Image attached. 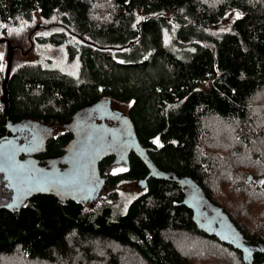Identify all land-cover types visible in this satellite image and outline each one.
<instances>
[{
	"label": "trees",
	"instance_id": "trees-1",
	"mask_svg": "<svg viewBox=\"0 0 264 264\" xmlns=\"http://www.w3.org/2000/svg\"><path fill=\"white\" fill-rule=\"evenodd\" d=\"M232 12L238 16L219 29ZM35 16L45 23L58 18L59 30L38 42L63 47L78 71L74 77L48 63L21 65L10 71L3 103L0 59V142L11 136L7 121L49 127L93 104L130 102L126 115H111L118 127L107 124L106 113L96 115L102 154L108 153L98 168L106 191L126 181L147 187L120 215L108 202L93 211L53 193L0 205V264H121L128 255L142 264L235 262L217 257L211 246L235 256L237 264H264V253L244 254L221 234L199 229L184 203L185 186L170 180L186 178L187 196L197 189L208 206L228 217L243 244L264 247V3L0 0V33ZM208 118L230 128L208 131ZM111 129L118 131L115 142L107 135ZM61 131L43 157L62 153L71 135ZM132 134L142 154L170 179L149 176ZM118 165L124 169L108 172ZM225 194L235 200L227 199L230 210L218 202ZM179 235L190 238V252L177 244ZM112 243L123 253L111 250Z\"/></svg>",
	"mask_w": 264,
	"mask_h": 264
},
{
	"label": "water",
	"instance_id": "water-1",
	"mask_svg": "<svg viewBox=\"0 0 264 264\" xmlns=\"http://www.w3.org/2000/svg\"><path fill=\"white\" fill-rule=\"evenodd\" d=\"M7 46L9 47L10 52L6 65L5 78L1 83L3 90V103H5L6 99V82L9 78L13 59V51L9 42H7ZM106 111L107 110L104 108L103 104L98 103L85 107L73 115V121L70 124V129L75 135L64 149L68 154L75 153L77 157L84 155L85 164L84 167L80 168L79 171L78 169L80 165L77 164L76 167L75 165L73 167L72 163L69 164L68 167L60 169L58 167L56 158L52 159L48 164H46V166L42 167L37 161H35V159L31 157L33 153L31 151L30 140L29 142L20 143L19 134L21 132H24L31 127L32 129H36L35 132H33V135H39L41 129H48V127L41 126L40 124L33 121H25L23 123H12L11 121H7V128L9 129L11 136L0 142V175L3 176L2 180L5 182L7 189L11 191V200L13 201L10 202L9 206H17L18 204L23 203L26 199L30 198L33 193L36 192V194H69L76 191L79 186L92 184L91 182H93L94 179H97L98 177V166L100 162L108 153H105V155L102 154L104 149L102 146V136L99 137L98 141L96 142L92 140L95 132L94 129L101 130L97 129L99 126L93 125L91 128H89L87 124L84 123L86 126V132L84 134L82 132L83 117L79 120V126L76 122L78 115L80 114L82 116L85 115L86 117H89L92 116L94 112H99L100 114L102 113V115H104ZM116 114L119 117L121 115L119 112H116ZM101 117L102 116H100V118ZM79 134L81 136L80 138L78 137ZM39 137L40 135L38 136V139ZM129 139L133 142L134 150L140 153V158L147 165L149 169V176L156 177L159 173L160 176H158V178L167 179L168 175L159 172L149 160V158L144 153L142 154L143 150L139 148L134 134H132ZM111 140L115 142L113 138H111ZM126 141L129 140L126 138L125 140H122L118 143L123 144ZM91 171L93 172V175L89 176ZM170 180L185 186L186 189L184 203L193 210V220L199 229L205 231L208 234H221L222 240L226 244H229L234 248L236 247V249L244 254L248 255V253H250L253 255L257 252L264 253V247L260 248L259 246H249L248 244H243V241L238 238V232L230 223L228 217L223 212L214 210L208 206V203L203 199L197 189H195L193 193L191 192L193 196H187L190 184L186 178L173 177ZM250 181L251 176H248L247 182L249 183ZM138 184L143 187L141 181L138 182ZM99 189L100 188L96 187V185H92V190ZM209 209H213L210 215L208 214ZM197 220L199 221L197 222Z\"/></svg>",
	"mask_w": 264,
	"mask_h": 264
},
{
	"label": "rangeland",
	"instance_id": "rangeland-1",
	"mask_svg": "<svg viewBox=\"0 0 264 264\" xmlns=\"http://www.w3.org/2000/svg\"><path fill=\"white\" fill-rule=\"evenodd\" d=\"M255 1L264 3V0ZM237 16L238 14L236 12L229 13L225 18V21H223V23L219 27V29L227 28L226 22L233 20ZM58 22V18H55L49 21L48 23H45L38 16H35L30 24L20 25L19 28L15 30L10 29V27H7L3 33H0V59L3 62V79L5 77L6 65L10 52L9 47L7 46V42L10 43L13 51L11 71H13L15 68L20 67L21 65H25L28 63L41 65H45L44 63H48L47 66L49 68L57 69L63 73L74 77L76 76V72L78 71V63L77 61H69V56H67V53L63 47H57L47 44L45 45L38 42V38L41 35H47L51 32L58 31L59 29L55 27ZM42 27H48V29H42ZM8 29L11 31H8ZM112 106L116 111L120 112L122 115H126L127 110L130 106V102H117L112 100ZM215 119L216 118H208L204 121L206 130L209 129L208 131H210L211 129H219L222 130L224 133L228 131V129L230 128L229 124L225 123L224 121L221 122L220 120ZM89 124L91 123L89 122ZM123 169V165L111 166V168L108 169V172L117 173L119 171H122ZM1 176L2 175H0V205H4L9 201L10 192L6 189L5 182L2 180ZM143 191L144 190H142L140 188V185L137 184L135 181L122 182L118 184L114 189H109L108 191L101 193V196L99 198L100 200L98 201V203H95L91 206L85 205V207L87 208V210L95 211L97 208L107 205L106 202H108L109 205H111L114 214L120 215L125 211L129 203L138 195L143 193ZM112 194L116 196V199H113V197L111 196ZM219 196L221 197V199L218 200V202L223 205V207L230 210L231 202L227 199H231L235 202L234 198H230L229 196H226V194L225 196ZM217 197L218 196H215V198ZM176 238L178 240L177 244L180 245L182 248L187 247V250L190 252V249L188 248L189 246L185 243L189 242L190 238L182 235L176 236ZM99 243L101 242L97 241L93 246L94 251L96 252L99 251ZM196 245L198 246L199 244L196 243ZM211 247H213V252L217 255V257H220L222 260H225L224 258H229L232 261H235L232 264H237L235 256L232 257L229 254H225L223 250L217 246ZM110 248L118 255L123 253V250H119L120 248H118V246H116L114 243L110 244ZM110 248L106 247V249ZM101 253L103 254L102 250ZM121 259V264H142V262L137 257L132 255L121 257Z\"/></svg>",
	"mask_w": 264,
	"mask_h": 264
},
{
	"label": "flooded vegetation",
	"instance_id": "flooded-vegetation-1",
	"mask_svg": "<svg viewBox=\"0 0 264 264\" xmlns=\"http://www.w3.org/2000/svg\"><path fill=\"white\" fill-rule=\"evenodd\" d=\"M104 108L107 110L105 118L110 116V119L107 121V124L111 128L114 127V126L118 127L119 126L118 120L114 119V118H111V115L113 116L114 114H116V112H118V111H116L113 108L112 102L109 105H108V103L106 105H104ZM96 115H99V112H94L92 114V116H89V117H86L85 115L82 116L81 114L78 115V119H77L76 123L79 126V120L83 117V124H82V130L83 131L82 132L84 134L86 132L85 124H87V126L89 128H91L93 125L100 126V123L96 119ZM72 118H73V116H72ZM72 121L73 120L71 119L67 123H64V124H61V125H51V126L48 127V129H43V130L41 129L40 133H39V135H40L39 139H38L39 135H36V134L33 135V132H35L36 129L35 128L32 129L30 127L28 130H25L24 132H21L19 134L20 143L29 142V140H30L31 151L33 153L31 157L33 159H35V161H37L38 164L41 163V162H46L48 164L52 159L56 158L57 159V163H58V167L60 169H64V168L68 167L69 164H71V163L73 165H75V167H76L77 164L79 165V164H81L83 162V158H77L75 153L68 154L65 151V149H64L65 146L74 138V135H75L74 132H72V130L70 129V124L72 123ZM104 121H106V120H104ZM89 122L91 124H89ZM41 126H44V125H41ZM61 130L69 132V134L71 135V139L69 140V142L65 146L62 147V153L60 155H57V156H46V157H43L42 155L46 154V147L48 146V142L50 140H52V139H55L59 134H61L63 132ZM112 130L113 129L110 130L109 134L107 133V135L110 138H113V135H114ZM94 131L95 132H94L92 140L96 142V141H98L99 137H101V134L99 132H97L96 129H94ZM79 132H81V131H79ZM78 137L79 138L81 137L80 134L78 135ZM114 156L116 157L115 153H114ZM124 164L127 165L125 162H124ZM80 168L81 167H79L78 171L80 170ZM98 172H99V168H98ZM92 175H93V172L91 171L89 176H92ZM1 178L3 179V176H1ZM91 183L92 184L79 186V188L76 191L72 192V193L61 194L59 196L64 197L67 201L72 200V201H76L77 203H82L84 205H90V206L94 205L95 203H98V201L100 200L99 198L101 196V193L105 192L106 188H105V185H104V180L101 179V173H99L97 179H94V181L91 182ZM92 185H94V186L96 185V187H98L100 189L99 190H92ZM142 185H143V187L140 186V188L142 190H145L146 187H147L146 183L142 182ZM5 186H6V184H5ZM72 187H73V184H72ZM6 189H7V187H6ZM8 191L10 192V197H9L8 203H6L7 205L10 204V202L13 201V200H11V191L10 190H8ZM87 196H88V198H87ZM62 200H64V199H62ZM199 220H197V222Z\"/></svg>",
	"mask_w": 264,
	"mask_h": 264
},
{
	"label": "bare ground",
	"instance_id": "bare-ground-1",
	"mask_svg": "<svg viewBox=\"0 0 264 264\" xmlns=\"http://www.w3.org/2000/svg\"><path fill=\"white\" fill-rule=\"evenodd\" d=\"M107 103H108V105L111 104V100H107V101H106V104H107ZM111 132H112V131H111ZM117 132H118V131H113V134H114V135H113V138H115V137L117 136ZM77 158H83V162H82L81 164H79L80 167L83 168V167H84V164H85L84 155L78 156ZM73 167H74V165H73Z\"/></svg>",
	"mask_w": 264,
	"mask_h": 264
},
{
	"label": "snow or ice",
	"instance_id": "snow-or-ice-1",
	"mask_svg": "<svg viewBox=\"0 0 264 264\" xmlns=\"http://www.w3.org/2000/svg\"><path fill=\"white\" fill-rule=\"evenodd\" d=\"M154 143H157V144L159 143V140H158V138H157V140H155V141H154Z\"/></svg>",
	"mask_w": 264,
	"mask_h": 264
}]
</instances>
